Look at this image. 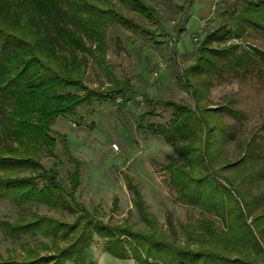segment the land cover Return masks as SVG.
<instances>
[{
	"label": "trees",
	"instance_id": "obj_1",
	"mask_svg": "<svg viewBox=\"0 0 264 264\" xmlns=\"http://www.w3.org/2000/svg\"><path fill=\"white\" fill-rule=\"evenodd\" d=\"M116 1L128 14L160 27L152 0ZM236 5L221 13H228L229 22L196 40L191 62L180 69L178 85L192 104L156 100L143 93L148 106L138 116V126L158 104L173 109L166 124L147 125L171 145L165 164L170 182L184 201L214 212L226 223L221 231L212 224L182 227L180 240L170 219L169 233L158 228L128 177L127 187L145 228L126 220L104 222L97 208L90 210L78 201L81 161L70 153L63 135L59 137L73 161L72 171L62 179L41 158L56 156L55 120L74 117L78 107H90L102 99L114 102L119 97L118 106H125L128 95L137 92L135 84L128 77L118 78L107 62L108 25L145 35L154 44L160 36L174 34L178 40L184 29L175 25L172 33L161 28L155 34L118 10L112 0H0V198L20 208L13 221L0 219L3 238L20 243L19 249L9 248L5 256L0 253V264H65L67 260L85 264L93 234L103 238V251L110 256L143 264H239L241 256L243 264H255L251 253L264 260V207L253 213L256 201L249 197L245 180L255 173L241 169L252 158L250 139L239 142L240 158L217 165L222 144L233 137L221 115L237 112L212 107L208 97L211 82L226 73L247 77L264 71V53L241 49L239 43L226 45L232 30L235 38L246 27L264 31V0L247 1L238 10ZM89 61L106 77L105 89H92L84 82ZM30 204L76 215L68 221L37 211L27 213L24 206Z\"/></svg>",
	"mask_w": 264,
	"mask_h": 264
},
{
	"label": "rangeland",
	"instance_id": "obj_2",
	"mask_svg": "<svg viewBox=\"0 0 264 264\" xmlns=\"http://www.w3.org/2000/svg\"><path fill=\"white\" fill-rule=\"evenodd\" d=\"M116 8L127 13L116 0H112ZM186 0H152L158 11L160 27L149 24L138 15L128 14L136 22L155 33H172L175 25L184 29L177 37L156 38L159 43H151L147 36L135 34L119 26L108 25L105 33L106 59L113 67V73L120 79L128 77L135 84L136 93L128 95L125 106H118L116 101H95L92 106H80L73 117L58 118L52 125V133L56 136L55 157L42 155L44 166H52L64 179L73 169V161L64 151V143L70 153L81 161L80 182L76 189V199L88 209L97 208L99 218L110 224L126 220L137 228H145L134 205L133 194L127 187L126 177L130 178L139 189L149 215L155 217L158 228L169 233L168 219L171 220L178 239L183 240L182 227L191 229L195 226L212 224L221 231L226 223L214 212L204 211L196 204L183 200L178 190L169 180L165 164L172 153L171 145L151 129L148 124H166L173 109L164 104L153 108V114L138 126V116L148 106L143 93L156 100L180 103L182 100L192 104L191 97L180 88L177 82L180 69L191 62L192 53L196 48L195 36L201 40L206 31H211L222 22H229L228 13L222 16L233 3L236 9L250 0H220L212 19L198 34L197 29L202 16L207 14L213 0H193L190 5ZM257 1V0H251ZM185 3V4H184ZM182 5V6H181ZM181 7V8H180ZM190 13L187 21L185 15ZM162 28V29H161ZM234 31L228 36L226 45L239 43L241 49H257L264 53V31L246 27L243 34L235 38ZM255 73H257L255 71ZM254 72L247 77H239L226 73L211 82L209 101L212 107H226L232 113H223L221 119L233 131V137L221 146L218 156L220 165L240 158L239 142L250 139L252 158L248 166L242 165L247 174L252 171L253 177L245 180L249 188L250 198L256 201L253 213L264 207V71ZM84 82L89 88L103 90L107 87L106 77L92 61H89ZM59 135L65 137L63 143ZM116 144L117 149L112 147ZM220 161H222L220 163ZM225 174V173H224ZM222 183V177L218 178ZM113 199L116 200L113 205ZM27 213L37 211L53 217L71 221L76 213L61 209H51L44 205L30 204L24 206ZM20 208L6 198H0V219L13 221L17 218ZM250 219H248L249 221ZM19 241L3 238L0 229V253L5 256L9 248L19 249ZM104 240L93 234L87 251L85 264L94 261L103 263ZM255 264H264L257 255ZM131 259L132 263L136 260ZM92 261V262H91ZM243 264L245 258H240ZM68 264H73L69 262ZM161 264V263H160Z\"/></svg>",
	"mask_w": 264,
	"mask_h": 264
},
{
	"label": "built area",
	"instance_id": "obj_3",
	"mask_svg": "<svg viewBox=\"0 0 264 264\" xmlns=\"http://www.w3.org/2000/svg\"><path fill=\"white\" fill-rule=\"evenodd\" d=\"M220 0H213V3H212V5H211V8H210V10H209V12L206 14V15H204V16H202L201 17V19H200V21H199V26H198V29H197V33L198 34H200V32L207 26V24L210 22V20L212 19V15H213V13H214V11H215V9H216V4L219 2ZM197 38H198V35L197 36H195V40H197ZM119 98H117V100H118ZM112 147L113 148H115V149H117V146H116V144H112Z\"/></svg>",
	"mask_w": 264,
	"mask_h": 264
},
{
	"label": "crops",
	"instance_id": "obj_4",
	"mask_svg": "<svg viewBox=\"0 0 264 264\" xmlns=\"http://www.w3.org/2000/svg\"><path fill=\"white\" fill-rule=\"evenodd\" d=\"M101 256H102V261H103V263H101V264H143V263H140L138 261H136L135 263H132L131 259H129V258H126V259H118V258L112 257L110 255L109 256H110L111 259H108L107 257H105V255H103V253L101 254ZM88 257H90L89 253H88ZM69 262H72V261L67 260L65 262V264H68ZM91 264H100V263H97L96 261H94ZM153 264H160V263L159 262H156V263H153Z\"/></svg>",
	"mask_w": 264,
	"mask_h": 264
}]
</instances>
